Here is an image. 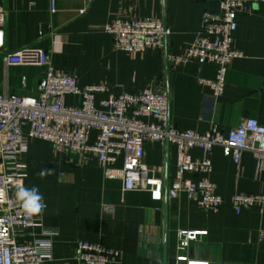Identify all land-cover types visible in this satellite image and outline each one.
Returning <instances> with one entry per match:
<instances>
[{"label":"crops","instance_id":"obj_1","mask_svg":"<svg viewBox=\"0 0 264 264\" xmlns=\"http://www.w3.org/2000/svg\"><path fill=\"white\" fill-rule=\"evenodd\" d=\"M221 0H57L51 13L49 0H2L5 21L0 37V93L38 96L46 70L37 66H7L5 55L28 46L47 50L54 68L72 74L80 87L104 84L108 92L96 96V106L122 93L135 94L152 87L170 95V123L180 130L208 132L213 124L221 132L247 119L264 126V4L251 15L237 17L233 48L241 57L231 63L224 93L215 99L199 78L215 79L214 65L191 62L168 64L201 32L206 11L219 12ZM160 18L170 36L163 51L128 54L117 50L113 36L104 31L115 18ZM45 34L40 38V33ZM168 66V69H167ZM67 106L78 104L68 96ZM97 136L92 132L90 143ZM199 157V150L192 151ZM26 186L39 187L47 208L38 223L57 234L53 258L46 264H79L74 259L77 241L102 244L122 251L120 264H185L182 254L209 264H264V204L237 214L231 204L236 194H263L257 163L244 153L236 165L219 147L213 150L211 181L224 199L218 212L198 209L185 193L177 199L151 200L149 193H123L119 179H107L97 158L55 149L40 139L29 141L24 156ZM145 163L156 170L165 188L176 177L177 148L149 143ZM123 158L116 163L121 168ZM45 170L41 178L38 173ZM208 231L206 237L178 250L179 230ZM46 237L41 228L24 231L18 243Z\"/></svg>","mask_w":264,"mask_h":264},{"label":"built area","instance_id":"obj_2","mask_svg":"<svg viewBox=\"0 0 264 264\" xmlns=\"http://www.w3.org/2000/svg\"><path fill=\"white\" fill-rule=\"evenodd\" d=\"M0 0V37L5 13ZM57 0H49L51 13L57 11ZM264 0H221L219 12L206 11L201 32L196 41L180 55L168 56L167 62L180 67L194 62L200 66L214 65L215 79L199 78L201 85L221 97L233 60L242 55L233 48V35L240 14L251 15ZM104 31L113 36L117 50L128 54L163 51L170 36L160 18H115ZM43 32L40 38L44 37ZM7 66H37L46 70L39 83L38 96H18L0 93V264H46L53 258V241L48 236L54 230L38 223L39 217L29 216L16 198L20 187L26 186L24 156L31 139L50 143L55 149L84 158L93 155L107 179H119L123 193L146 192L151 200L161 202L166 188L156 170L145 161L149 143L174 145L177 148L176 177L167 188V197L177 199L185 193L198 209L218 212L224 199L211 181L213 150L219 147L226 157L239 165L244 153L257 163L259 177L264 182V126L256 119H247L226 133L216 125L206 133L180 130L170 123V95L152 87L130 94L109 97L96 106V96L108 92L104 84L80 87L72 74L54 68L51 54L34 45L5 55ZM68 96L78 104L67 106ZM92 132L96 139L90 143ZM201 155L193 157L192 151ZM123 158L121 168L115 165ZM231 204L237 214L264 204L263 194H236ZM41 228L46 237L18 243L24 231ZM208 231L179 230L178 250L185 252L191 244L206 237ZM264 241V229L259 231ZM122 251L102 244L77 241L74 259L79 264H120ZM177 261L185 264H209L182 254Z\"/></svg>","mask_w":264,"mask_h":264},{"label":"clouds","instance_id":"obj_3","mask_svg":"<svg viewBox=\"0 0 264 264\" xmlns=\"http://www.w3.org/2000/svg\"><path fill=\"white\" fill-rule=\"evenodd\" d=\"M38 175L43 178L47 175L45 170H41ZM16 198L21 202V206L25 213L29 216H37L43 219V213L47 208L44 197L39 191V187H20L16 192Z\"/></svg>","mask_w":264,"mask_h":264},{"label":"water","instance_id":"obj_4","mask_svg":"<svg viewBox=\"0 0 264 264\" xmlns=\"http://www.w3.org/2000/svg\"><path fill=\"white\" fill-rule=\"evenodd\" d=\"M167 69H168V66H167ZM165 196H166V198H168V197H167V186H166Z\"/></svg>","mask_w":264,"mask_h":264}]
</instances>
